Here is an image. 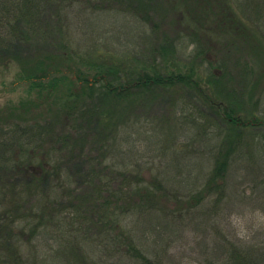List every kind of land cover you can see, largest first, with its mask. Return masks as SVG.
<instances>
[{
	"label": "rangeland",
	"instance_id": "1",
	"mask_svg": "<svg viewBox=\"0 0 264 264\" xmlns=\"http://www.w3.org/2000/svg\"><path fill=\"white\" fill-rule=\"evenodd\" d=\"M88 1L76 7L84 28L70 18L64 36L72 61L82 64V75L75 69V77L95 81L96 93L109 80L130 74L174 75L175 81L154 90L156 98L138 90L128 98L90 95L76 81L73 97H82L77 105L64 90L56 95L66 100L63 110L71 104L69 114L58 118L44 103L27 119L26 105L33 103L19 64L0 67V229L12 207L10 191L18 194L35 182V174L40 183L24 196L25 213L13 226L21 233L27 225L22 240L15 241L29 264H121L120 259L136 264L105 232L109 221L113 233L160 264H208L198 242L205 238L211 246L225 230L230 237L234 232L232 239L252 240L264 225V176L258 191L245 181L264 174V123L231 130L202 98L226 105L232 95L253 110L238 111L241 118L264 122V58L230 46L246 44L234 31L204 28L181 0L170 1L174 9L152 0L145 7L147 19L139 21L131 15L137 5L132 0L109 6ZM230 1L242 23L240 36L249 28L264 43V0ZM20 43L13 47L27 56L32 50ZM106 66L115 69L110 73ZM179 75L185 81H176ZM223 151L231 152L226 200L216 204L221 181L219 190L193 202ZM218 207L229 208L221 214ZM231 207L247 212L241 217Z\"/></svg>",
	"mask_w": 264,
	"mask_h": 264
},
{
	"label": "trees",
	"instance_id": "2",
	"mask_svg": "<svg viewBox=\"0 0 264 264\" xmlns=\"http://www.w3.org/2000/svg\"><path fill=\"white\" fill-rule=\"evenodd\" d=\"M116 1L117 0H97L98 3L106 4L107 6L115 3ZM125 1L127 2L128 0ZM132 1L137 5H135V7H131L134 9L133 12H131V15L137 17L138 21L139 18L140 20L142 18L147 19V13L149 10L145 7L148 4H151L152 0ZM161 1L167 6V8L174 9L173 3L170 2L171 0ZM181 1L185 4L188 13L195 15V18L199 15V22L203 24L204 28L207 30L218 29L219 32L225 34L231 30L235 32V38L237 40H243V42L246 40L245 46L236 42H233L230 46L236 45L238 48L240 47V49L243 47L245 50L247 49L249 54L256 57L258 56V58L261 56L264 58V43L257 39L254 31L249 28L246 30L244 29L245 31L243 32L247 33H242L243 36H240V31L243 30L242 23L233 11L230 0ZM79 2H81V0H0V67H9L13 63L19 64L22 70L20 77L21 81L28 85V90L31 94L30 99L33 103V105H26V102H21L20 104L22 107L25 105L29 107V111L26 113L27 119L30 118L28 117L30 110H39L43 107L44 103H47V110H56L55 112L58 118H60L61 115L69 114L67 111L71 112L70 108H68L71 104L65 107V109H67L66 111L63 110V104L66 100L58 101L65 98H61V96L56 95L61 92V90H64L65 92L62 94L67 95V98L70 100H75L74 104L77 105L76 101L81 100L82 97H73L78 95H75L72 90V85L74 82L76 83V81H80L81 86H83L81 88L82 92L86 89V92L88 91L90 95L106 93V96L110 93H114L117 98H128L127 96L131 95V92L134 90L149 93L153 98H156V96L154 97V94H156L154 90L158 89V87L165 89L168 85H172L175 81L174 75L163 77L158 73L154 75L145 73L139 74L138 76H131L130 74L122 80L117 79L118 77L109 80L108 83H104V88H101V90L96 93L94 89L96 86L95 81H89L82 76L75 77V69H80V73L82 70V64L79 61L76 63L77 60L75 62L72 61V58L68 53V45L66 44L64 36L71 19L74 21L76 27L82 24L81 27L84 28V24H86L85 19L83 18V13H78V8H76ZM88 2H90V0ZM77 17L78 22L76 24ZM82 19L83 21H81ZM43 35L46 37H43ZM44 40L47 43L43 42ZM48 40L51 43H48ZM15 42H22V44L27 45L29 50L32 51H29L30 53L27 54V56H22L21 50H16L13 47ZM43 43L45 44L43 45ZM76 65L79 67L76 68ZM105 68L110 73L112 69H115L112 66H106L102 69ZM80 74L82 75V73ZM98 77V81L103 80L101 79V76ZM175 78L176 81L179 82L185 81L184 76L181 77L179 75ZM217 89L218 94L224 96V94L220 93L219 88ZM202 99L206 101L205 103L209 106V109L224 118V121H226L231 130L238 129V127L247 128L248 126H261L264 123L262 120L257 121L256 117L251 119H244V117L241 118L238 111L249 110L250 113H252L253 110L245 105V101L240 99L236 101L232 95L231 97L226 98L229 102L226 105H224L221 101L216 102L215 99L208 95H205ZM56 101H58L57 103L60 106H58ZM16 112H21V109L19 108ZM8 122L12 121H9L8 119ZM53 135L54 134H49L47 136L50 138L53 137ZM36 149V151H40L39 148ZM0 151H4L3 145L0 146ZM230 153L231 152L228 151V154ZM228 154L227 152H224V154L219 156L215 163L214 171L206 184L204 193H199L200 197L192 198L193 202L200 203L201 199L207 194L209 195L213 189L219 190V183L221 181L223 187L222 195L220 198L216 199V204H221L226 200V195L229 192L228 180L230 177L227 169L230 164ZM28 157L30 160L37 158V156H32L31 154H29ZM34 175L35 174H33V179L31 181L34 180L37 184H39L40 181L34 177ZM263 176L264 174H260L256 179L247 180L245 183L251 184V187H253L252 185H255V189L260 190L259 184ZM223 180L226 181L227 186H225V184L223 186ZM35 182H31V184L21 188L18 194H14L10 191V202L12 207L8 210L9 215L7 214L6 220L4 219L5 224L0 229V264H29L27 263L28 261L25 259V256H22L20 247L18 248V241H15L16 237H19L22 240V235L24 236L27 225L21 233H17L16 228L13 226L16 223H19V219L23 217V213L25 212H22L21 207H24L23 204L27 202L24 196L33 192L31 190L33 189V183ZM26 184L23 185L25 186ZM118 197H120V195ZM129 203L130 202L128 201L126 204L129 205ZM218 208V211L223 214L224 209L226 210L229 207ZM231 209L237 211L238 214H244L241 217H244L245 212H247L245 207H231L230 210ZM261 211L264 212V207ZM40 212H42V216L45 215L43 208L40 209ZM51 221H54L53 218H51ZM51 221L50 223H52ZM27 224L30 226L29 222ZM108 224L111 228L107 226ZM113 228V222L109 221L106 223V227L104 229L106 233H110L112 235V241L114 240L118 243L119 250H122L123 248L125 249V253L132 256L131 260L140 264H160V262L158 263L152 259H148L149 257L147 256V253L135 247L132 240L128 241L126 239H122L120 234L118 235L113 233ZM31 229L34 228L31 227ZM259 231L260 232L257 233L252 240L248 241L240 239L237 236L232 239L234 232L231 230L232 237H230L229 231L225 230L224 232L226 234L223 236V239H216L214 244L209 246L204 238L198 242L197 247L203 250L205 255H209V260L207 259L208 264H264V225H260ZM156 234L157 232L154 231L153 235L156 236ZM258 239H262V241L256 242ZM13 244L14 246L10 248ZM123 260L120 259L121 264L124 263ZM171 260L177 263L174 259ZM127 262L128 263L126 264H133L129 261Z\"/></svg>",
	"mask_w": 264,
	"mask_h": 264
}]
</instances>
